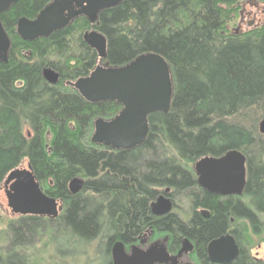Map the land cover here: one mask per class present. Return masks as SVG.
<instances>
[{
    "label": "trees",
    "instance_id": "obj_1",
    "mask_svg": "<svg viewBox=\"0 0 264 264\" xmlns=\"http://www.w3.org/2000/svg\"><path fill=\"white\" fill-rule=\"evenodd\" d=\"M239 1L122 0L101 10L95 25L82 15L31 41L17 33L18 20L35 18L51 0H19L0 15L12 42L8 62L0 63V186L27 161L42 189L63 203L55 219L10 221L0 264H28L18 249L54 229L70 231L80 244L104 240L99 264H113V244L133 243L147 225L169 233L170 247L186 238L194 243L200 264H212L208 245L228 232L241 252L226 264H264L252 254L253 239L264 233V24L229 32ZM92 29L107 38L105 59L84 40ZM147 52L168 62L174 89L169 112L149 116L147 140L133 149L93 143L95 119H112L123 106L90 102L68 82L99 64L122 67ZM48 68L58 72V83L45 78ZM232 149L247 157L244 194L224 198L203 190L193 163ZM76 177L85 184L72 194ZM166 188L189 198L192 216L152 214L151 203Z\"/></svg>",
    "mask_w": 264,
    "mask_h": 264
},
{
    "label": "water",
    "instance_id": "obj_2",
    "mask_svg": "<svg viewBox=\"0 0 264 264\" xmlns=\"http://www.w3.org/2000/svg\"><path fill=\"white\" fill-rule=\"evenodd\" d=\"M18 1L0 0V15ZM121 1L51 0L35 18L21 17L17 33L28 41L46 38L82 15L95 25L101 10L116 6ZM84 40L101 59L106 58L108 41L104 34L92 29L85 32ZM11 44V38L0 18V63L8 62ZM44 76L53 84L60 79L58 72L51 68L44 70ZM68 84L90 102L111 100L122 104L121 111L112 119H95L91 137L95 144L117 149H133L145 143L149 132V116L156 112L168 113L174 93L168 62L157 52L143 53L122 67L97 65L88 76ZM260 132L264 134V119L260 123ZM194 171L199 186L209 193L220 196L244 194L247 157L241 150L232 149L218 157L204 156L195 162ZM4 183L8 206L13 213L51 218L59 216L62 205L42 189L30 165L11 170ZM84 184L85 179L81 177L71 180V193H79ZM171 210L172 201L164 194L151 205V212L156 216L167 215ZM202 214L206 217L210 215L208 210H203ZM192 249L191 242L184 239L182 251ZM208 253L212 262L226 264L239 256L240 247L234 235L227 233L209 243ZM111 258L113 264H160L172 260L164 244H154L149 250L132 246L128 251L122 240L113 244ZM172 261V264H176V258Z\"/></svg>",
    "mask_w": 264,
    "mask_h": 264
},
{
    "label": "rangeland",
    "instance_id": "obj_3",
    "mask_svg": "<svg viewBox=\"0 0 264 264\" xmlns=\"http://www.w3.org/2000/svg\"><path fill=\"white\" fill-rule=\"evenodd\" d=\"M235 7L238 8L236 17L233 20H228V24H226L229 32L244 33L264 24V1L241 0ZM194 165L195 163L192 165L193 169ZM27 166V161H25L21 167ZM177 199L178 211H181V215L187 219V213L191 210L189 198L184 196ZM18 217L19 215L13 213L8 206L6 187L3 183L0 186V253H4L9 246L7 243L8 237H10L8 224ZM48 237L53 240L52 244L49 243ZM253 240L252 254L264 261V233ZM104 244V240L80 244L79 241L72 239L70 231L54 229L44 237L35 234L24 247H20L18 250L28 259V264H99L101 251L104 250V247L99 245Z\"/></svg>",
    "mask_w": 264,
    "mask_h": 264
},
{
    "label": "flooded vegetation",
    "instance_id": "obj_4",
    "mask_svg": "<svg viewBox=\"0 0 264 264\" xmlns=\"http://www.w3.org/2000/svg\"><path fill=\"white\" fill-rule=\"evenodd\" d=\"M198 184V183H197ZM199 185V184H198ZM202 188V187H201ZM203 189V188H202ZM166 190H168L166 192ZM205 190V189H203ZM206 191V190H205ZM208 192V191H207ZM209 193V192H208ZM161 194H164L166 195L167 197H169L172 201V210L170 213L168 214H171V213H174L178 216H180L181 218H184L183 215H181V211H178L179 210V205H178V199L177 197H174V196H171L170 195V189L169 188H166L164 191L160 192V194L158 195V197L161 195ZM220 196V195H218ZM242 196V195H241ZM240 196V197H241ZM158 197L153 201L155 202ZM221 197H224V198H228V197H236V195H231V196H221ZM60 201V204L62 205L63 207V203L61 200ZM152 202V203H153ZM151 203V205H152ZM191 206V210H190V216H192L193 214V205H190ZM63 210V208H62ZM61 210V211H62ZM203 210H206V209H202V208H198L197 211L202 213ZM60 211V213H61ZM189 213H187V216H189ZM153 214V213H152ZM167 214V215H168ZM184 214V213H183ZM210 214V213H209ZM19 215V214H18ZM60 215V214H59ZM154 215V214H153ZM167 215H164V216H167ZM186 215V213L184 214ZM19 216H26V215H19ZM155 217H158V218H161V217H164V216H156L154 215ZM46 217V216H45ZM48 217V216H47ZM51 218V217H49ZM51 219H55V218H51ZM230 233V232H228ZM227 234V233H226ZM224 235V234H223ZM233 235V234H232ZM235 237V236H234ZM187 239V238H186ZM236 239V238H235ZM237 241V240H236ZM191 242V241H190ZM164 244L166 245V248L168 250V252L171 254L172 256V260L174 258H176V264H200L199 263V257H198V254H197V249H196V246L194 243L191 242V244L193 245V249L192 250H184L182 251V247H183V241L181 242V244L178 246V247H170V244H171V237H170V234L165 232V231H161V230H158L157 228H155L153 225H147L145 226L143 232L137 236V239L129 244V245H126V249L128 251L131 250V247L132 246H138L140 247L141 249L143 250H149L152 246H154V244ZM209 247V245H208ZM240 247V246H239ZM240 252H241V249H240ZM209 255V253H208ZM240 255V254H239ZM239 257V256H238ZM237 257V258H238ZM236 258V259H237ZM235 259V260H236ZM172 260L168 261V263H160V264H172ZM234 260V261H235ZM211 261V260H210ZM233 262V261H232ZM212 264H218V263H215V262H212Z\"/></svg>",
    "mask_w": 264,
    "mask_h": 264
}]
</instances>
